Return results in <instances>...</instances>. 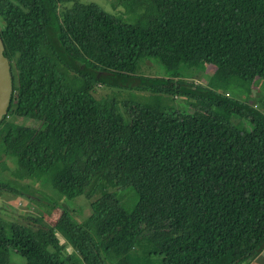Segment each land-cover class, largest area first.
I'll list each match as a JSON object with an SVG mask.
<instances>
[{
    "label": "trees",
    "instance_id": "trees-1",
    "mask_svg": "<svg viewBox=\"0 0 264 264\" xmlns=\"http://www.w3.org/2000/svg\"><path fill=\"white\" fill-rule=\"evenodd\" d=\"M144 1L130 24L83 0H0L12 83L0 197H30L23 180L46 175L59 195L90 201L81 222L58 203L53 225L0 217V264L10 252L25 264H253L264 252V113L192 79L203 65L222 80L264 78V0ZM146 59L167 75L138 72ZM127 188L131 210L116 193Z\"/></svg>",
    "mask_w": 264,
    "mask_h": 264
},
{
    "label": "rangeland",
    "instance_id": "rangeland-1",
    "mask_svg": "<svg viewBox=\"0 0 264 264\" xmlns=\"http://www.w3.org/2000/svg\"><path fill=\"white\" fill-rule=\"evenodd\" d=\"M147 1V0H146ZM84 3H94L101 7L104 11L120 18L128 23H137L144 20L145 16V1L144 0H83ZM141 74L149 76L167 75L165 69L154 59H146L140 62L139 70ZM195 82L203 83L204 85H211L215 91L229 96L230 98L238 99L240 101L248 102L249 104L256 106L260 111L264 113V78H257L252 82L241 80L236 76H232L226 80H222L216 75V69L212 65H203L198 71L194 73L192 78ZM191 79V80H192ZM109 89H100L95 91V97L100 98L105 94H109ZM122 98L137 100L142 103H153L156 100L151 93H141L135 91H124L121 94ZM171 100L166 96L161 97V104L165 107L172 109H179L181 111L191 112L193 110H199L200 106L193 101H186L183 98H174ZM19 124H31L30 119L15 120ZM231 122L241 130H250L251 126L245 119L231 117ZM9 157L3 156L1 153L0 145V173L2 176H7L9 170H4V160ZM10 159V158H9ZM15 163V159L10 160ZM7 162V161H5ZM14 164H12L13 166ZM9 164V168L12 167ZM22 183H30L35 191L29 194L34 200L28 196L17 197L12 194L0 197V217L5 220L20 221V215L32 214L35 216H41L44 221L53 225L58 217L60 210L57 208L52 209L53 203H58L62 208L68 209L73 218L77 221H83L89 214V200L84 195L77 196L73 199H67L53 188L48 176L42 175L38 182L34 183L28 179L23 180ZM122 206L126 210H131L136 196L134 192L127 188L125 191H116ZM27 197V198H26ZM94 196L93 198H95ZM37 199V200H35ZM50 213V215H48ZM61 242L63 240L61 239ZM67 252H72L70 247H67ZM143 256L142 254L140 255ZM77 264H82L80 260H76ZM9 264H25V260L17 253L10 252ZM253 264H264V252L253 262Z\"/></svg>",
    "mask_w": 264,
    "mask_h": 264
},
{
    "label": "water",
    "instance_id": "water-1",
    "mask_svg": "<svg viewBox=\"0 0 264 264\" xmlns=\"http://www.w3.org/2000/svg\"><path fill=\"white\" fill-rule=\"evenodd\" d=\"M3 51L4 46L0 38V120L7 113L12 94L10 65Z\"/></svg>",
    "mask_w": 264,
    "mask_h": 264
}]
</instances>
